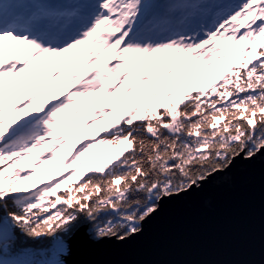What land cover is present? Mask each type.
Segmentation results:
<instances>
[{
	"label": "snow or ice",
	"instance_id": "snow-or-ice-1",
	"mask_svg": "<svg viewBox=\"0 0 264 264\" xmlns=\"http://www.w3.org/2000/svg\"><path fill=\"white\" fill-rule=\"evenodd\" d=\"M262 149L264 0H0V264L124 241Z\"/></svg>",
	"mask_w": 264,
	"mask_h": 264
},
{
	"label": "water",
	"instance_id": "water-1",
	"mask_svg": "<svg viewBox=\"0 0 264 264\" xmlns=\"http://www.w3.org/2000/svg\"><path fill=\"white\" fill-rule=\"evenodd\" d=\"M199 183L164 197L124 241L77 233L68 264H264V149Z\"/></svg>",
	"mask_w": 264,
	"mask_h": 264
},
{
	"label": "trees",
	"instance_id": "trees-1",
	"mask_svg": "<svg viewBox=\"0 0 264 264\" xmlns=\"http://www.w3.org/2000/svg\"><path fill=\"white\" fill-rule=\"evenodd\" d=\"M177 71L178 72L179 71H183V69H178ZM215 71H216V69H212V68L207 69V72L205 73V75L211 74V73H213ZM193 77L194 76H188V77H186L184 83L187 84L188 82L192 81L193 80ZM146 89H148V88H146ZM93 151L94 152H96V151H99V152H104V151L115 152L116 149L115 148H111L110 146H101L100 149H98V150L97 149H94Z\"/></svg>",
	"mask_w": 264,
	"mask_h": 264
},
{
	"label": "rangeland",
	"instance_id": "rangeland-1",
	"mask_svg": "<svg viewBox=\"0 0 264 264\" xmlns=\"http://www.w3.org/2000/svg\"><path fill=\"white\" fill-rule=\"evenodd\" d=\"M231 59H235V57H232ZM221 67H224V64H221ZM193 76H194V75H193ZM195 78H196V77L194 76L193 79H195ZM160 79H161V76H160V75L154 76L153 79H152V81L149 82V84H154L155 82H157V81L160 80ZM140 88H141V89H144V90H147V89H146L147 87H143V86H141ZM89 130H92V129H89ZM89 130H88V131H89ZM59 154H60V153H59ZM69 159H71V157H70ZM54 167H55V164H54V163L48 165L47 168H46V172L51 171ZM45 174H46V173H40L39 175H40V176H44Z\"/></svg>",
	"mask_w": 264,
	"mask_h": 264
}]
</instances>
